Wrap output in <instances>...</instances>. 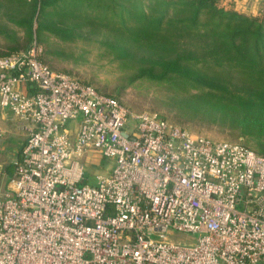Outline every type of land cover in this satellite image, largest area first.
Returning <instances> with one entry per match:
<instances>
[{
	"label": "built area",
	"instance_id": "2783aa9c",
	"mask_svg": "<svg viewBox=\"0 0 264 264\" xmlns=\"http://www.w3.org/2000/svg\"><path fill=\"white\" fill-rule=\"evenodd\" d=\"M41 54L33 40L0 57V114L25 131L0 191V264H264L263 157L130 110ZM88 150L113 160L96 185L81 183Z\"/></svg>",
	"mask_w": 264,
	"mask_h": 264
},
{
	"label": "trees",
	"instance_id": "16d2710c",
	"mask_svg": "<svg viewBox=\"0 0 264 264\" xmlns=\"http://www.w3.org/2000/svg\"><path fill=\"white\" fill-rule=\"evenodd\" d=\"M216 3L0 0V33L7 23L25 28L29 41L34 31L64 39L80 29L90 30L89 35L106 33L105 43L110 42L118 58L138 64L139 77L176 81L197 89L191 94L196 96L197 108L208 116L219 114L228 119L237 136L250 142L253 149H249L264 158V15L225 10ZM8 49L0 57L21 51ZM41 61L56 71L46 63L43 50ZM60 73L116 99L89 82ZM6 172L12 174L9 169Z\"/></svg>",
	"mask_w": 264,
	"mask_h": 264
},
{
	"label": "rangeland",
	"instance_id": "374dc122",
	"mask_svg": "<svg viewBox=\"0 0 264 264\" xmlns=\"http://www.w3.org/2000/svg\"><path fill=\"white\" fill-rule=\"evenodd\" d=\"M217 7L236 10L246 15H264V0H217ZM7 21L6 19H3ZM1 20V21H3ZM7 23V22H6ZM6 32L0 33V53L10 47L22 50L30 41L38 42L44 52L46 63L54 70L89 82L103 93L114 96L121 104L135 112L153 113L168 122L178 125L193 134L213 141L240 143L248 148L252 144L237 136L228 119L203 114L194 103L198 91L187 85L171 81H159L148 77H139L138 64H129L128 60L118 58L111 49L110 42L105 43L108 34L88 33V29L75 31L71 37L61 38L51 32L34 31L29 41L25 28L7 23ZM112 39H110L111 41ZM74 123L68 122V128ZM0 152V191L11 188L14 180L12 159L16 154L14 139L6 135ZM79 162L83 164L84 175L81 183L96 185V174L108 173L113 160L103 157L96 150L86 151ZM6 169L12 173L8 175ZM197 234L173 233L169 240L180 244L194 243Z\"/></svg>",
	"mask_w": 264,
	"mask_h": 264
},
{
	"label": "crops",
	"instance_id": "0c3cea01",
	"mask_svg": "<svg viewBox=\"0 0 264 264\" xmlns=\"http://www.w3.org/2000/svg\"><path fill=\"white\" fill-rule=\"evenodd\" d=\"M0 127L5 131L6 135H11L14 139V146L12 149H19L25 141V131L19 128L13 120L8 111H2L0 114ZM6 138V136H5Z\"/></svg>",
	"mask_w": 264,
	"mask_h": 264
}]
</instances>
